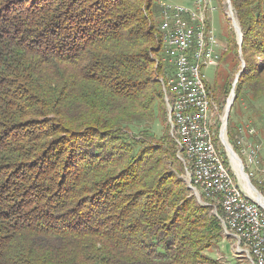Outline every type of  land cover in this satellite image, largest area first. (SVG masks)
<instances>
[{"label":"trees","instance_id":"trees-1","mask_svg":"<svg viewBox=\"0 0 264 264\" xmlns=\"http://www.w3.org/2000/svg\"><path fill=\"white\" fill-rule=\"evenodd\" d=\"M156 2L0 0V264H219L206 252L220 221L185 185L164 126ZM230 6L241 43L232 32L217 66L239 63L232 104L252 107L264 0ZM207 87L222 109L233 81L223 95Z\"/></svg>","mask_w":264,"mask_h":264},{"label":"built area","instance_id":"built-area-1","mask_svg":"<svg viewBox=\"0 0 264 264\" xmlns=\"http://www.w3.org/2000/svg\"><path fill=\"white\" fill-rule=\"evenodd\" d=\"M159 7L160 61L170 65L171 70L167 66V70L162 69L158 83L164 98L166 125L176 145L175 156L184 164V173L188 176L186 183L192 191L199 188V195L211 200L213 195H219L227 201V208H219L227 213V223H220L223 236L235 239L238 257L249 264H264V205L258 196L260 194L263 201L264 197L250 182L243 167V163L247 167L257 162L259 145H252L245 139L246 136L253 137L256 130L242 125L236 147L228 140L224 122L225 109L230 103L228 97L223 113L216 120V137L228 157V164L237 172L241 185L257 198V205H248L247 198H239L230 183L224 180L223 169H219L214 160L213 147L206 141L204 96L212 92L204 81L205 71L214 68L221 56L216 50L217 38L205 15L207 8L213 10V7L210 0H193L191 7L162 2ZM261 180L264 181V176ZM209 206L217 209L214 202ZM214 213L219 220V213ZM245 249H254L255 256H245Z\"/></svg>","mask_w":264,"mask_h":264},{"label":"rangeland","instance_id":"rangeland-1","mask_svg":"<svg viewBox=\"0 0 264 264\" xmlns=\"http://www.w3.org/2000/svg\"><path fill=\"white\" fill-rule=\"evenodd\" d=\"M156 1L157 2L153 5V9L155 7L160 9L159 6L160 4H162V2L173 4V5H177V4L184 5L187 7H191L193 4V0H156ZM210 4H211V7H213V10H210L207 8L205 15L206 17L208 16V24H210V26L212 27L213 33L215 37L217 38L218 48L216 50H218V52L219 53L221 52L220 54H222V51L225 50L226 48H228V51L232 48V44H231L232 40H235V38L233 37V33H232L234 32L235 34V29H234L233 23H231V17L234 16V13H233L234 11L233 9H231V6L227 8L226 0L224 1L223 0H210ZM159 9H156L158 11V14L156 12L153 13V16H155L153 17L154 23H157L159 21V14H160ZM234 22H236L235 17H234ZM236 38L238 39L237 36ZM220 57L221 56H219V58ZM156 58L158 59V57ZM231 60H232V55L229 54L227 59L226 60L224 59L220 65L213 66L214 68H208V70L205 71L204 81L208 83V85L210 84L211 89H215V93L216 91H220V93L223 95L225 90L229 92L230 83L233 81V84H234L236 76L238 77V73L241 67L239 63L235 65V63H232ZM158 63L162 65L163 67L162 69L167 70L165 68L167 66L168 69L171 70V66L167 65L166 62L162 64L161 61H158ZM161 72H159V74L157 75V81H158V78ZM225 83L226 85H224ZM217 84H222L223 86L217 87ZM223 88H226V89H223ZM230 92L228 93V95H226L227 97L225 99L224 106L226 104V100L229 97ZM224 106L221 107L222 109H218L220 113H223ZM229 111H230L229 112L230 129L232 131L234 130L238 131V136H236V139L239 140V137H240L239 128L242 125H249L252 128H255L256 130V133L254 134L253 137L246 136L245 139H247L248 142H251L252 145L255 143L259 145V149L257 152L258 154L256 157L257 162L255 163V165H248L247 167L243 163L244 171L248 174L250 182L254 183L256 186L257 185L256 181L260 180L264 176V100L259 103H254L253 106L251 107L247 104L245 100L241 99L239 100V102L232 104ZM227 122H226V125H227ZM162 125L163 124H161L157 120L155 121L154 124H152L150 128L148 127L150 134L153 135V139L157 138L160 141L161 139L160 137H162V135L164 134L163 132L165 131V127H163ZM165 125L166 123H164V126ZM139 127H143V125L142 126L140 125ZM145 127L147 126L143 127L144 130H146ZM135 132H138V131H135ZM236 133L234 134L236 135ZM242 138H243V135H242ZM218 146H217V149L221 150V148L220 147L218 148ZM221 153L222 155H224L225 164L227 165L228 157L224 152H221ZM182 179L184 180L185 185H187L186 181L188 180V176L186 173H183ZM187 186L189 187V185ZM191 192H192V196L197 200V202L203 205L204 204L203 197H201V194L199 195L200 189L198 188L195 191L191 190ZM212 199H213L214 204L219 206V199L215 197H213ZM206 204H209V203H206ZM216 210H214V208H211V213H214ZM206 254L210 258H213L214 260L216 259V261H218L219 264H249L247 261H245V259L243 260L242 258L236 255V249L234 247V242H232L231 239L225 238L224 236H223V240L221 244L215 246L213 249H210L209 251L206 252Z\"/></svg>","mask_w":264,"mask_h":264},{"label":"bare ground","instance_id":"bare-ground-1","mask_svg":"<svg viewBox=\"0 0 264 264\" xmlns=\"http://www.w3.org/2000/svg\"><path fill=\"white\" fill-rule=\"evenodd\" d=\"M227 8L230 6L227 3ZM231 22L235 24L233 17H231ZM220 59V58H219ZM236 81L233 84V88L229 94V102L233 100L234 96V85ZM205 111L207 114L205 115V126H207V132H206V141L210 142V145L213 147V155L214 160L217 163V167L219 169H223V175L224 180H226L228 183H230V186L234 188V192H236L237 196L239 198H247L248 205H257V198L254 196V194H249V191L245 189V186L241 185L239 178L237 176V172H235V169H233L232 165L225 164V158L224 155H222L221 152H223L221 148V144H219V140L216 137L217 136V119H219L220 111H218V108L216 106V100L214 97H212V94L205 95ZM228 119V118H227ZM225 125H226V119H225ZM227 128V125H226ZM219 145V146H218ZM220 147L221 150L217 149ZM244 181L247 182V176L243 172ZM218 198L219 199V206L220 208H227V201L223 199L219 195H213L212 198ZM260 198V202L262 205H264L263 199ZM203 205L209 206V204L204 203ZM219 221L220 223H227V213L226 210H220L219 212ZM223 232V231H222ZM232 242H234V247L237 250V243L235 242V239H231ZM245 256H255L254 255V249H245Z\"/></svg>","mask_w":264,"mask_h":264},{"label":"water","instance_id":"water-1","mask_svg":"<svg viewBox=\"0 0 264 264\" xmlns=\"http://www.w3.org/2000/svg\"><path fill=\"white\" fill-rule=\"evenodd\" d=\"M227 3H228V5L230 6V0H227ZM232 23V22H231ZM233 25H234V29H235V33H236V36L238 37V40H239V44L241 43V31H240V28H239V26H238V24L237 23H233ZM236 78H237V76H236ZM235 78V79H236ZM233 101H234V98H233V100L228 104V106L226 107V109H225V111H226V114H225V119H226V122H227V118H228V115H229V109H230V107H231V105H232V103H233ZM231 154H233L232 152H231ZM234 155V154H233ZM260 195V194H259Z\"/></svg>","mask_w":264,"mask_h":264},{"label":"clouds","instance_id":"clouds-1","mask_svg":"<svg viewBox=\"0 0 264 264\" xmlns=\"http://www.w3.org/2000/svg\"><path fill=\"white\" fill-rule=\"evenodd\" d=\"M236 23V22H235Z\"/></svg>","mask_w":264,"mask_h":264}]
</instances>
